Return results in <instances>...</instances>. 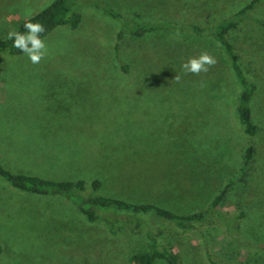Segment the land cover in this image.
<instances>
[{
  "label": "rangeland",
  "instance_id": "374dc122",
  "mask_svg": "<svg viewBox=\"0 0 264 264\" xmlns=\"http://www.w3.org/2000/svg\"><path fill=\"white\" fill-rule=\"evenodd\" d=\"M50 1L0 0V42ZM91 1L75 0V28L59 25L42 37L48 52L39 63L23 52H0V165L55 180L82 178L87 189L97 177L100 194L178 212L205 208L238 173L249 140L235 112L239 85L228 59L203 34L157 29L135 37L125 27L139 17L209 27L248 0H102L118 17ZM251 15L227 37L258 87L250 108L262 168L264 0ZM201 52L216 63L185 72L181 65ZM217 209L233 229L216 213L183 228L137 215L180 264H211L206 249L236 264H264V171L232 183ZM104 231L65 197L21 191L0 176V264H77L72 249L79 240ZM109 240L118 246L111 264H130L122 254L146 246L143 231L129 227Z\"/></svg>",
  "mask_w": 264,
  "mask_h": 264
},
{
  "label": "trees",
  "instance_id": "16d2710c",
  "mask_svg": "<svg viewBox=\"0 0 264 264\" xmlns=\"http://www.w3.org/2000/svg\"><path fill=\"white\" fill-rule=\"evenodd\" d=\"M262 1L248 0L237 10L221 18L209 27L200 26L190 21L188 23H182L166 19L149 20L141 17H139L140 19H133L131 24L125 27L126 32L135 37L157 29L174 31L188 30L195 34H203L216 41L228 59L231 72L239 85L235 112L241 124L242 131L249 137V140L243 149L242 164L238 169V173L224 179L205 208L188 212H178L154 201L126 200L111 195L100 194L97 190L101 187V180L97 177L91 179L89 188L87 189L85 181L82 178L75 180H55L43 178L38 175L12 173L0 165V176L13 187L31 193L59 194L76 205L79 213L87 223H102L105 226L103 233L95 234V237L90 242L79 240L78 245L72 249L74 254L73 259L77 264L113 263L112 256L118 250V246L116 243H112L109 237L113 236L119 239L122 230L125 228L128 229V227L142 230L146 243L145 248L132 252L127 251L122 254L121 257L128 263L155 264L159 261L162 264H180L173 248L169 244L157 240L156 235L148 227L145 220L138 216L137 213L150 214L182 228L196 222L204 221L216 213L222 221H225L229 229H233L234 226L232 227L230 225L231 220L225 215H222L217 207L225 199L232 183L237 180H242L246 174H263L264 165L262 168L257 167L256 135L260 127L252 119L250 108V103L256 95L258 87L256 82L244 72L239 56L227 37V33L235 28L242 20L251 17V12ZM91 3L113 17L119 16L117 10L102 0H92ZM74 4L75 0H51L38 11L22 19L15 31H25L23 24L27 19L40 22L44 26V31L38 34L41 38L59 25L75 28L80 22L81 12L76 9ZM122 32L123 30L117 32V38L120 37ZM3 51L10 54L22 53L20 49L12 46V40L8 39V37L0 42V52ZM122 69L126 70V67L122 65ZM242 215L243 213L239 211L235 215V218L242 217ZM1 251L2 247L0 244V253ZM206 257L211 264H236L231 258L216 254L209 249H206Z\"/></svg>",
  "mask_w": 264,
  "mask_h": 264
},
{
  "label": "clouds",
  "instance_id": "9594fccd",
  "mask_svg": "<svg viewBox=\"0 0 264 264\" xmlns=\"http://www.w3.org/2000/svg\"><path fill=\"white\" fill-rule=\"evenodd\" d=\"M23 28L25 29L23 32L10 30L7 37L12 40L13 47L25 53L31 63L37 64L48 52L44 39L38 35L44 31V26L40 22L27 19L23 24ZM215 63L214 56L207 52H201L199 55L189 57L181 67L185 72L197 74L202 71L206 72L208 70L207 66Z\"/></svg>",
  "mask_w": 264,
  "mask_h": 264
}]
</instances>
